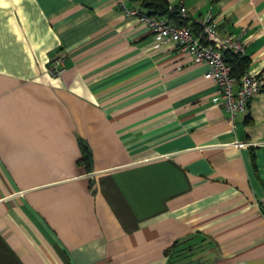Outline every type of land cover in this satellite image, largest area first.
<instances>
[{
	"label": "crops",
	"instance_id": "crops-1",
	"mask_svg": "<svg viewBox=\"0 0 264 264\" xmlns=\"http://www.w3.org/2000/svg\"><path fill=\"white\" fill-rule=\"evenodd\" d=\"M168 1L264 78V0ZM207 69L117 0H0V264H264V89L232 120Z\"/></svg>",
	"mask_w": 264,
	"mask_h": 264
},
{
	"label": "built area",
	"instance_id": "built-area-1",
	"mask_svg": "<svg viewBox=\"0 0 264 264\" xmlns=\"http://www.w3.org/2000/svg\"><path fill=\"white\" fill-rule=\"evenodd\" d=\"M117 1L125 15L137 17L161 42L172 43L180 50L190 52L196 62L207 63L205 76L213 79L220 90L215 101L223 103L232 120L237 112L248 107L254 95L264 89L262 75L247 69L241 76H236L224 54L226 50L243 55L246 53L242 37L244 27L238 33L223 34L213 12L208 10L199 18L200 31L196 32L191 26L179 24L166 15L148 14L138 6H130L126 0ZM169 10L175 11L181 19L188 17V9L181 1L170 3ZM63 62L64 57L59 55L51 70L60 72Z\"/></svg>",
	"mask_w": 264,
	"mask_h": 264
},
{
	"label": "trees",
	"instance_id": "trees-1",
	"mask_svg": "<svg viewBox=\"0 0 264 264\" xmlns=\"http://www.w3.org/2000/svg\"><path fill=\"white\" fill-rule=\"evenodd\" d=\"M134 4L132 6H139L148 14L166 15L174 19L177 23L186 25L185 20L179 18L175 11L169 10L170 2L168 0H131ZM226 60L232 65L233 73L236 76H241L247 69H249V58L246 55L226 50L224 52ZM90 151L86 145L83 144V157L80 162L86 166L87 169L91 167Z\"/></svg>",
	"mask_w": 264,
	"mask_h": 264
}]
</instances>
